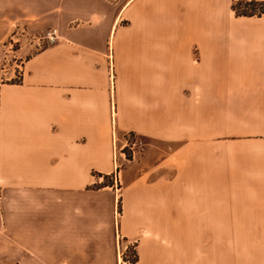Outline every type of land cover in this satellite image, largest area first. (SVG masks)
I'll return each instance as SVG.
<instances>
[{
	"label": "crops",
	"instance_id": "crops-1",
	"mask_svg": "<svg viewBox=\"0 0 264 264\" xmlns=\"http://www.w3.org/2000/svg\"><path fill=\"white\" fill-rule=\"evenodd\" d=\"M234 1L0 0V40L59 36L0 82V264H264V13Z\"/></svg>",
	"mask_w": 264,
	"mask_h": 264
},
{
	"label": "rangeland",
	"instance_id": "rangeland-1",
	"mask_svg": "<svg viewBox=\"0 0 264 264\" xmlns=\"http://www.w3.org/2000/svg\"><path fill=\"white\" fill-rule=\"evenodd\" d=\"M249 1L250 0H235L232 3V9L235 7L238 10H248L249 7H247L246 3ZM253 1L257 3L254 11H258L262 6L260 4L264 3V0ZM8 28H10V31L0 40V82H18L22 75V61L30 54L52 43L46 38V33L52 28L56 30L57 28L53 27L52 23L48 20H33L31 22L17 21L14 22V24H9ZM133 141H136L135 145H139V148L136 146L135 148H129ZM147 145L148 142L135 131H125L120 136L114 134L112 138V171L103 179L101 184H94V186L113 185L117 193H122L118 195V202L121 201V198L124 202L129 201L128 197L133 199L132 195L127 196L126 194L125 187L127 185L123 179H119L121 176L120 172H123L124 169H139V172L144 169H149L143 166L140 158ZM176 147L173 148L175 151L177 150ZM174 154L176 153L174 152ZM177 164L178 162L176 160V165ZM118 252L122 253L121 257L127 259L128 263L131 262L135 258L134 243L131 242L125 249H118Z\"/></svg>",
	"mask_w": 264,
	"mask_h": 264
},
{
	"label": "trees",
	"instance_id": "trees-1",
	"mask_svg": "<svg viewBox=\"0 0 264 264\" xmlns=\"http://www.w3.org/2000/svg\"><path fill=\"white\" fill-rule=\"evenodd\" d=\"M256 4L257 3L255 1L250 0L249 2L246 3L247 7H249L248 10H238L235 7H233V9L237 15H249V16H251V15H255V14L259 15V14L264 13V6H263L264 3L260 4L262 6L259 8L258 11H254Z\"/></svg>",
	"mask_w": 264,
	"mask_h": 264
},
{
	"label": "built area",
	"instance_id": "built-area-1",
	"mask_svg": "<svg viewBox=\"0 0 264 264\" xmlns=\"http://www.w3.org/2000/svg\"><path fill=\"white\" fill-rule=\"evenodd\" d=\"M57 37H58V34H57V30H56L55 28H52V29L48 30L47 33H46V38H47L50 42L55 41V40L57 39ZM135 144H136V141H133V142H132V145H131L129 148H135V146L139 148V145H135ZM138 144H139V142H138ZM117 254H118V261H119V264H120V263H121V264H127V263H128V260H127V259H123V258L121 257V254H122L121 252H118Z\"/></svg>",
	"mask_w": 264,
	"mask_h": 264
}]
</instances>
